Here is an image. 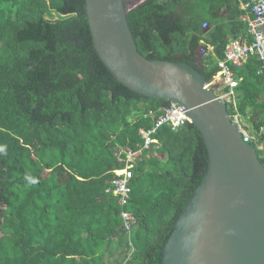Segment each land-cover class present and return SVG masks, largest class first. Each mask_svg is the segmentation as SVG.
Here are the masks:
<instances>
[{"label":"trees","instance_id":"obj_1","mask_svg":"<svg viewBox=\"0 0 264 264\" xmlns=\"http://www.w3.org/2000/svg\"><path fill=\"white\" fill-rule=\"evenodd\" d=\"M240 5L145 0L128 21L142 56L188 64L210 81L227 45L248 36ZM202 46L213 53L199 58ZM261 67L253 56L236 71L237 109L228 111L250 123L264 165ZM170 106L134 93L104 65L86 0H0V264H162L209 166L195 125L159 129L133 167L125 204L107 191L125 167L117 151L142 147L140 131Z\"/></svg>","mask_w":264,"mask_h":264},{"label":"water","instance_id":"obj_2","mask_svg":"<svg viewBox=\"0 0 264 264\" xmlns=\"http://www.w3.org/2000/svg\"><path fill=\"white\" fill-rule=\"evenodd\" d=\"M93 45L118 82L184 107L203 137L208 170L168 240L162 264H264V165L208 81L182 62L138 51L125 0H86Z\"/></svg>","mask_w":264,"mask_h":264},{"label":"built area","instance_id":"obj_3","mask_svg":"<svg viewBox=\"0 0 264 264\" xmlns=\"http://www.w3.org/2000/svg\"><path fill=\"white\" fill-rule=\"evenodd\" d=\"M240 7L245 11L243 20L248 24V36L233 40L227 45L225 58L218 61V73L205 86L206 89L214 92L217 99L227 105L232 103L235 109H237L235 90L242 80L237 76L236 71L242 69L250 57L256 56L262 62L259 74L264 73V0H242ZM207 27V23H204L203 29ZM213 51L214 47L212 46H202L197 53L199 58L203 59L211 55ZM163 111L164 113L158 117L153 128L140 131L144 139L142 147L137 150L124 148L117 151L118 157L125 163V167L115 171L117 177L112 180L111 188L107 192H111L118 197L122 205L126 203L131 193L130 183L134 177L133 167L136 163L142 162L144 151H150L152 145L158 142L155 135H157L159 129L167 125L171 127L172 131H177L186 123H190L186 110L180 105L171 104ZM239 118L238 114L234 115L233 118L231 117L232 121L240 128L245 142L249 143L254 139L253 135L240 125ZM263 131L264 127L261 128L260 132ZM158 153L157 149L152 152L154 156H157ZM149 156L147 155V158ZM123 217L125 219L124 229L131 230L133 227L130 222L131 215L124 212Z\"/></svg>","mask_w":264,"mask_h":264},{"label":"rangeland","instance_id":"obj_4","mask_svg":"<svg viewBox=\"0 0 264 264\" xmlns=\"http://www.w3.org/2000/svg\"><path fill=\"white\" fill-rule=\"evenodd\" d=\"M144 1L145 0H132L127 4V6L129 8L136 7ZM238 120H239L240 125H242V127H244L250 134H252V128H251L250 123L245 122V120L241 119V117ZM260 148H262V147H260ZM1 233L2 232L0 231V235H1Z\"/></svg>","mask_w":264,"mask_h":264},{"label":"crops","instance_id":"obj_5","mask_svg":"<svg viewBox=\"0 0 264 264\" xmlns=\"http://www.w3.org/2000/svg\"><path fill=\"white\" fill-rule=\"evenodd\" d=\"M240 1H242V0H240ZM243 18V17H242ZM248 25V24H247Z\"/></svg>","mask_w":264,"mask_h":264}]
</instances>
